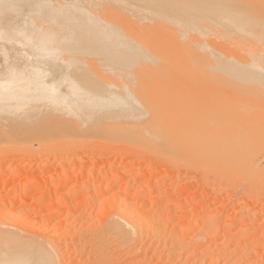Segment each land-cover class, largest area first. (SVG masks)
I'll use <instances>...</instances> for the list:
<instances>
[{"label":"bare ground","instance_id":"1","mask_svg":"<svg viewBox=\"0 0 264 264\" xmlns=\"http://www.w3.org/2000/svg\"><path fill=\"white\" fill-rule=\"evenodd\" d=\"M0 34L21 53L0 47V202L34 186L44 212L1 206L38 224L0 220V264H264V0H0ZM26 68L30 84L11 75ZM53 77L66 89L47 91ZM41 153L62 170L29 169ZM113 157L126 164L109 173ZM191 173L203 199L229 196L223 214L177 198L168 231L155 198ZM9 184L22 191L6 200ZM232 206L248 218L235 232Z\"/></svg>","mask_w":264,"mask_h":264},{"label":"rangeland","instance_id":"2","mask_svg":"<svg viewBox=\"0 0 264 264\" xmlns=\"http://www.w3.org/2000/svg\"><path fill=\"white\" fill-rule=\"evenodd\" d=\"M1 33H2V32H1ZM2 36H4V37H3V40H0V41H2L3 43H0V47H1V46H5L4 48H6V49H4V48H3V49L0 48V49H2V50H1L2 54H4L3 51H5L6 53H8L7 51H9V53L12 52V53H11L12 55L10 54V56H13L15 53H17V54H16V57L18 56V54H19V56H20L21 53H18V52H17V51H19V50H18L19 47H16V46L14 47V45H11V44H10V41H6V40H4V38H5L6 36L0 34V38H1ZM5 39H6V38H5ZM12 42H13V41H12ZM1 44H2V45H1ZM3 44H4V45H3ZM9 44H10L13 48L10 47V48L8 49V47L10 46ZM7 45H8V47H7ZM11 49H12V50H11ZM13 51H16V52H13ZM1 52H0V53H1ZM9 53H8V54H9ZM10 56H9V57H10ZM14 56H15V55H14ZM14 56H13V58H12V57L9 58V60H10L11 62H13V60H15V57H14ZM4 57H5V55H4ZM3 61H5V59H3ZM24 71H26V73H22V74H21V73H20V74H18V73H13V74H11V75H15V76H17V78H19L20 81H23V80H24L26 83H29V82L26 80V78H27V77H32V76L28 74V71H33V70H28V68H26V70H24ZM54 75H55V73H54ZM93 75H94V77L96 76V74H93ZM56 77H57V76H56ZM56 77H55V78L53 77V79L50 81V82H51V86H50V89L47 90V91H53V90H55V89H57L58 91H63L64 89H66V87H65L66 85H64V84L61 82V80H59V79L56 81ZM96 77H97V76H96ZM69 82H71V81H68V83H69ZM68 83H67V84H68ZM29 84H30V83H29ZM41 154H43V153H41ZM41 154H40V155H36L37 157H34V156H33L34 159H31V158H32V157H31V158H30L31 160H30V159H29V161L26 160V161L28 162V163H27V164H28V168L31 167V165H33L32 167H36V168H37V166H35V165H38V166H39V165L41 164V162H42V165H45V164L48 165L49 163H52V164L55 163V165H50V166H52V168H54L56 165H57V166H60V165H62L61 163H63V162H62V161H63V160H62L63 158H58V155L56 156V154H54V155H55V156H54L55 159H54V157H53V154H52V155H51V154H47V156H48V155H51V156H52V157H51V156H48V157H50L51 159H50V158H47V156H46V158L44 157V158H45V159H44L43 156H45L46 153H44L45 155H44V154L41 155ZM38 156H40L39 158H41V159L38 160ZM60 157H61V156H60ZM36 158H37V159H36ZM42 158H43V159H42ZM52 158H53V160H52ZM5 159H6V158H4L3 160H5ZM46 159H48L49 161L47 160L48 162H46L45 164H43V162H44ZM113 159H114V161H115V158H114V157L111 158L110 161L112 162ZM140 159H142V158H139L138 160H140ZM120 160H122V159H119V160L116 159L115 162H114V161L112 162L113 164L111 163L112 165H111L110 163H108L109 161L107 162V161H105V160H104L105 162L102 161L101 163H102V164L105 163L104 168L107 169V167H108L109 169H107V170H108V172L110 173V171L112 170L113 166H114V167L116 166V165H115L116 163H117V165L120 164V163H119ZM125 160H126V159H123V160L121 161V163H122L121 165H124V163L126 164V161H125ZM38 161H39V163H38ZM40 161H41V162H40ZM59 161H61V162H59ZM1 162H3V165L5 166V167L2 166L1 169H3L2 171H5L6 168L9 167V163H10V161H9L8 159H6L5 161H2V160H1ZM4 162H5V163H4ZM103 162H104V163H103ZM123 162H124V163H123ZM47 163H48V164H47ZM57 163H58L59 165H58ZM137 163H138V166H136ZM102 164H100V165H102ZM106 164H107V165H106ZM108 164L111 165V167H110ZM135 164H136V165H135ZM139 165H140V164H139V161H138V162L136 161V162L134 163V166H133L134 169H135V166H136V168L138 167L137 169H135L136 171H140L141 169H142V170H145V169H146V168H144V167L141 168V165H140V166H139ZM57 166H56V167H57ZM3 167H4V168H3ZM56 167H55V168H56ZM139 167H140V168H139ZM57 168H59V167H57ZM29 169H30V168H29ZM59 169H60V171L62 170L61 168H59ZM105 169H104V172H105ZM113 169H114V168H113ZM107 170H106L105 173H107ZM142 170H141V171H142ZM35 173H36V174L38 173V174L35 175ZM35 173H34V175L32 176V174H25L24 171L22 170V171L20 172V176L18 177V180H19V181L17 180V182H18V183H21L22 181L28 180L30 177L33 178V177H36V176H38V175L41 176L42 174H45V175H44V179H46V177H48V176L51 174V172H49L50 174L48 175L47 172H46V173H47V174H46V173H41V172H37V171H36ZM39 173H40L41 175H40ZM47 175H48V176H47ZM169 175H171V174H169ZM23 176H24V177H23ZM42 176H43V175H42ZM45 176H46V177H45ZM167 176H168V175H167ZM181 176H182V177H181ZM181 176H180V178H178V180H177V181H178L177 184L174 183V185H172V188H173V187H176V188H177V189H176V190H177V193L174 192L175 195H174L173 191L171 190V188H167L168 186H170V181L173 182V180H172L173 178H172V176H171V178H169V179L167 178V179L165 180L163 186H161L162 188H164V185L166 186L164 189L161 188V190H163V191H164V190H167V191L170 190V191H168L167 196L165 195V196H163L162 198H160V197H156V198H155V199H157V200H160V201H158V202H157V200H155V203H156V204L159 203V207H158L157 214L160 215V216H164V218H166V219H164V220H166V221L169 219V222H165V223H168L167 225H169V227H167V225H166L168 231H171L170 229H172V225L174 224V221H173V219H172V215H173V213L175 212V213H174V216H175V214H176V215H178V214L180 215L181 213H179V212L182 211V210L184 209L182 206H180L181 209H180L179 206H178V209L180 210V211H179V210L177 211L178 213H177L176 210L174 209L176 206L173 205V200H176L177 198H178V200H180V199H184V198H186L187 196H190V195H192V194H197V195H196V198H195L191 203L188 204L189 206H188V205L186 206V207H188V209H189V208H190V209H200V208H201V209H204V210H203L204 212H207L208 210H211V208H214V207H215V208H214V210H215L214 212H217V214L213 212L212 215H214V216H215V215H218V213L220 212L218 216H222L221 214H223V211L220 210V209H218V210H219V212H218V210L216 209V207L221 208V207H219V206H221L220 204H221L222 202H224V200H226L227 198H229L228 195L226 196L225 193H221L220 196L218 197V199H216V200H212V199H203L200 195L203 194V193L205 194V193L207 192L208 189H207V187H205V185H203V184L201 183L200 179H202V178L197 179L198 181H197L196 183L191 182V184H189L190 181L192 180V179H191L192 176H195V174H194V173H191V176H190V174H188V175H187V174H186V175L183 174V175H181ZM183 176H184V177H183ZM186 176H187V177H186ZM20 177H21V178H20ZM168 177H169V176H168ZM177 177H178V175H177ZM184 178H185V179H184ZM186 178H187V179H186ZM189 178H190V180H188ZM193 178H195V177H193ZM21 179H22V180H21ZM183 179H184V180H183ZM123 180H124V181H123ZM123 180H121V181H123L122 183L126 182L125 179H123ZM140 180H141V179H140ZM140 180H139V181L137 180L136 183H138V182H142V181H143V180H141V181H140ZM180 181H181V182H180ZM186 181H189V182H186ZM194 181H195V180H194ZM72 182H73V181H72ZM72 182H71V183H72ZM185 182H186V183H185ZM73 183H74V182H73ZM168 183H169V184H168ZM179 183H180V184H179ZM138 184H139V183H138ZM167 185H168V186H167ZM179 185H180V186H179ZM186 185H188V187H187ZM191 185H192V186H191ZM196 185H197V186H196ZM69 186H70V184H69ZM189 186H190V188H189ZM11 187H12V186H11ZM6 188L9 190V191H8V190L6 189V190L8 191V193H6V195H5V197L7 196V198H8V199L6 198V200H9L10 197L13 198V196H16V195H15L16 193L19 192V194H20L21 191H22L20 187H18V188L16 189L17 192H16V191H13V190H10V189H11V188H10V184H9ZM19 188H20V189H19ZM31 188H34V189H31ZM115 188H116V190H117L118 187H115ZM188 188H189V190H188ZM28 190H29V192H28ZM30 190H32V191L34 190V191L32 192V191H30ZM36 190H37V188H35L34 186H31L29 189H27V194H28V195L26 194V196H27L28 199H26V196H25V201L22 200V202H20L21 200H18L17 202H15L14 204H12L13 209H14V208H17L16 206H18L20 203L24 204V205L21 204L23 207H22L21 205H19V206H20L21 208H23V209H21V208L18 209L19 206H18L17 209H15L16 215H17L18 213H20L21 216H22V213H21V212H23V213L25 212V213H26L25 210H27V209H26L27 207H37V208H38V214H37V215H40V214L42 215V214H44L43 210H41V208L39 207L40 204H38V197H39V196L34 195L35 192L37 193ZM209 190H211V188H209ZM11 192H12V193L16 192V193L12 194ZM169 192H171V193H169ZM36 193H35V194H36ZM156 194L158 195V193H156ZM169 194H170L171 196H170ZM222 194H223V195H222ZM9 195H10V196H9ZM11 195H12V196H11ZM176 195H177V196H176ZM8 196H9V197H8ZM169 196H170L171 198H170ZM199 196H200V197H199ZM154 197H155V196H154ZM168 197H169V198H168ZM225 197H226V198H225ZM79 198H81V197H79ZM79 198H77L75 201H76V202L80 201ZM33 199H34V200H33ZM81 199H82V198H81ZM162 199H163V200H162ZM3 200L5 201V198H4V197L2 198V201H3ZM164 200H165V201H164ZM170 200H171V201H170ZM53 201H54V200H53ZM161 201H162V202L164 201L162 205H161ZM167 201H168V202H167ZM169 201H170V202H169ZM18 202H19V203H18ZM24 202H25V203H24ZM54 202H55V201H54ZM171 202H172V203H171ZM0 203H1V202H0ZM15 204H16V205H15ZM36 204H38L39 206H36ZM43 204H44L45 206H47L46 203H43ZM43 204H41V205H43ZM164 204H165V207H167L168 209L165 208V207H163ZM218 204H219V205H218ZM7 205H8V204H7ZM7 205H3V203H1V204H0V208H1V206H5V207H7L8 209H9L10 207H12V206H10L11 204H9V206H7ZM26 205H28V206H26ZM29 205H30V206H29ZM44 205H43V206H44ZM82 205H83V207H87V206H88L87 204H82ZM157 205H158V204H157ZM167 205H168V206H167ZM204 205H205V206H204ZM43 206H41V207H43ZM45 206H44V207H45ZM160 206H161L162 208H160ZM171 206H172V207H171ZM193 206H194V207H193ZM201 206H202V207H201ZM250 206H251V205H250ZM52 207H53V206H52ZM170 207H171V208H170ZM232 207H233L232 209H231V207H230V210H229V209L227 210V213L224 215V217H225V218H229V219H234V220H235V221L232 220L233 222H231V223H232V230H233V229L235 228V226H236V228H235V230H234V232H235V231H237V230H240V229H239V228H240V225L242 226V225L245 224V223H243V222L245 221V219L242 218V220H244V221H242V223H239V222L241 221V218H240L238 221H236V219L233 217L232 213H234V211H236L235 209H237L238 207H236V206H235V207L232 206ZM252 207H253V209H252ZM255 207H256L257 209H255ZM39 208H40V209H39ZM248 208L252 210V211L250 210V212H254V210H255V212L261 210V208H260L258 205H256V206H255V205H254V206L252 205L251 208L248 206ZM258 208H259V209H258ZM1 209H3V208H1ZM4 209H6V208H4ZM4 209H3L4 212H3V211H1V212L5 213V210H4ZM8 209L6 210L7 212H9V210L12 212V210H11L12 208L9 209V210H8ZM24 209H25V210H24ZM42 209H44V208H42ZM16 210H21V211L18 212V211H16ZM22 210H24V211H22ZM160 210H161V211H160ZM167 210H169L170 213H168ZM172 211H173V212H172ZM230 211H231V212H230ZM262 211H263V212H262ZM262 211H261V212H262V213H261V216L264 217V210H262ZM7 212H6V214H7ZM11 212L8 213V214H9V215H10V214H11V215L14 214V212H13V213H11ZM40 212H41V213H40ZM52 212H54V211H52ZM158 212H159V213H158ZM160 212H161V213H160ZM162 212H163L164 215L162 214ZM229 212H230L231 214H230ZM152 213H154V212H152ZM26 214H27V213H26ZM26 214L24 215V216H25V219L27 218L26 220H24L23 218L19 219V218H16V217L14 216V217H15V220H13V221L16 222V223H18V222L21 223V222L24 220L23 225H26V224H25V221H26V223H28V224H27L28 226H29V225H30V226H37L38 222H37L35 219H32V216H33V215L30 214V216H29V214H28L29 217H26V216H27ZM154 214H155V213H154ZM171 214H172V215H171ZM41 215H40V216H41ZM74 215L76 216L77 214H74ZM169 215H170L171 217H170ZM179 215H178V217H179ZM228 215H229V216L231 215L233 218L229 217ZM12 216H13V215H12ZM17 216H19V215H17ZM174 216H173V217H174ZM206 216H207L206 214H205L204 216H202V218H203V222H204V224L206 225L205 227H206V228L208 227L207 229H212V227H213L212 225H214L215 222H217L219 219H218V218H216V219H213V218H212V219H211V217L209 218V216H207V217H206ZM7 217H8V215H7ZM10 217H11V216H9L8 219H7L5 216L1 217V219H0V220H1V223H4V222L6 221V223H8V224H5V223H4V225H9V224H10V223H9V220H10L9 218H10ZM14 217H13V218H14ZM19 217H20V216H19ZM30 217H31V218H30ZM33 217L35 218V216H33ZM168 217H169V218H168ZM224 217H223V219H225ZM13 218H12V219H13ZM28 218H30V220H29ZM167 218H168V219H167ZM17 219L22 220V221H18ZM247 219H248V218H246V221H247ZM7 220H8V221H7ZM27 220H29V221H33L34 224L31 225L32 223H31V222H27ZM13 221H12V220L10 221V222L12 223V224H10V225H16V228H18L16 223L13 224V223H14ZM17 221H18V222H17ZM35 221H36V222H35ZM170 221H171V222H170ZM246 221H245V222H246ZM258 221H259V219H258ZM30 223H31V224H30ZM36 223H37V224H36ZM172 223H173V224H172ZM235 223H236V224H235ZM237 223H238V224H237ZM259 223L263 224V226L260 225V228L258 227V229H259L260 231H261V230H264V223H262V221H260ZM18 225H19V224H18ZM26 227H27V226H25L24 229H25ZM170 227H171V228H170ZM237 227H238V228H237ZM169 228H170V229H169ZM238 232H239V231H238ZM254 236H255V235H254ZM250 237H251V236H250ZM252 237H253V236H252ZM252 237H251L252 240L249 238V240H251V242H252V241L257 242V241L259 240V239H258V238H259L258 236H257V237L255 236L254 239H253ZM256 240H257V241H256ZM255 242H252V243H253V246H254L255 248H256V247L258 248V247L261 246V247L258 248V249H261V250H262V251L260 250V251H261L260 253H259V252H257V253H259L260 256H263V257H264V251H263V250H264V249H263V247H264V244H263V243H264V242H263L261 239L259 240L258 243H255ZM255 248H251V250H249V249H250V248H249V249H248V250H249L248 252L245 251L246 249L244 250L245 253L247 252L246 254H244V255H246V256H245V257H246V260H245V261L251 259L253 253L256 252V249H255ZM252 249H254V250L252 251ZM244 251H243V252H244ZM254 251H255V252H254ZM249 252H250V253H249ZM248 254H251V256L248 255ZM149 256H150V255H149ZM247 256H248V258H247ZM150 257H151V256H150ZM150 257H149V259L151 260V262H153V261L156 262V259H153V258H150ZM149 259H148V260H149ZM201 260H202V259H201ZM251 260H253V258H252ZM251 260H249V261H247V262H250ZM263 260H264V258H263ZM135 261L137 262V260H135ZM253 261H254V260H253ZM247 262H246V264H247Z\"/></svg>","mask_w":264,"mask_h":264}]
</instances>
